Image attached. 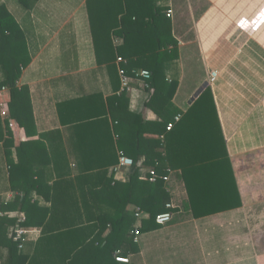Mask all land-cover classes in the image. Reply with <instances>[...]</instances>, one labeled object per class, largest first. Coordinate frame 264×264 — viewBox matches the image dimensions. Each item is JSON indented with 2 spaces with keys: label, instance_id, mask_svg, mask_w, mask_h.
<instances>
[{
  "label": "crops",
  "instance_id": "obj_1",
  "mask_svg": "<svg viewBox=\"0 0 264 264\" xmlns=\"http://www.w3.org/2000/svg\"><path fill=\"white\" fill-rule=\"evenodd\" d=\"M154 6L171 21L167 37L179 42L157 66L150 29L123 31L143 26L125 15L124 0H0V22L12 23L7 40L27 47L13 59L25 64L14 93L0 65V219L8 220L0 229L9 234L12 219L26 218L18 185L24 178L42 185L44 193L31 197L49 214L45 227L28 228L27 253L45 236L89 226V216L109 211L91 191L106 174L128 179L115 172L119 121L165 118L174 127L157 152L171 171L163 183L174 216L142 232L131 264H264V0H154ZM130 65L161 69L158 89L147 91L132 78V91L122 92L120 68ZM218 151L233 178L190 177L205 184L193 185V193L216 207L231 184L241 205L195 218L183 169L218 162ZM137 165L142 179L155 168L145 155ZM149 219L144 212L140 225Z\"/></svg>",
  "mask_w": 264,
  "mask_h": 264
},
{
  "label": "trees",
  "instance_id": "obj_2",
  "mask_svg": "<svg viewBox=\"0 0 264 264\" xmlns=\"http://www.w3.org/2000/svg\"><path fill=\"white\" fill-rule=\"evenodd\" d=\"M124 2L125 15L142 20L143 26L130 25L123 31H140L144 27H148L150 41L154 49L153 62L156 66L160 62H166L165 59L171 57L179 46V42L175 38L167 37L171 32V21L166 14L155 10L154 0H124ZM11 25L10 22H0V65L6 74L4 85L12 90L11 93H14L20 80V74L25 69V64L17 63L13 59L26 54L27 47L24 42L17 45L9 43L5 34L7 30H10ZM169 47L172 49L170 50ZM127 69L131 74V65ZM150 71L153 75L152 87L158 89L157 80L163 72L158 68ZM206 105L205 111L207 112L209 104L206 103ZM146 108L153 109L163 117L151 103H146ZM119 123L116 128L119 136L118 148L124 150L134 160L135 165L123 169L125 176L128 177L126 181L117 180L114 175L108 177L106 174L100 189L91 191L92 195L98 198V203L109 211L102 210L99 215L89 216L86 219L90 223L89 226H79V228L45 236L40 240L33 254L27 253L25 245L28 234L25 239L15 240V230L20 228L29 231L28 228L45 227L49 214L48 211L39 208L31 197L33 191L38 194L44 193L42 185L39 182L30 183L28 179L24 178L18 185L25 192L21 198V209L25 212L26 218L24 221H19V218L12 219L9 224L14 227L9 234L0 229V259H5L8 264H123L116 261V255L130 258V255L139 251L138 243L135 242L132 234L135 227L140 224L135 217L136 209L140 208L143 212L150 214L149 221L140 230L142 234V232L158 226L155 219L157 215L169 211L167 204L171 199L164 187L163 180L151 183L147 179H142L140 167L137 164L140 157L145 155L147 165L154 166L159 175L167 174L168 167L164 164L165 159L157 152V149L163 146L160 139L167 131L168 122L163 118L160 123L145 120L133 126H128L121 121ZM206 126L212 128L211 123ZM147 137H151L150 140L146 139ZM147 146L149 148L146 149ZM216 157L218 159L216 163H205L183 169V177L189 193V204L195 218L230 210L241 205L237 188L234 185L232 190L231 184H228L229 191L226 194L222 193L223 196L215 200V205L219 206L209 207L204 200L195 197L193 185L203 186L205 184L191 183L190 177L211 176L215 173V175L221 174L226 175L227 178H233L230 169L227 168L228 171L224 169L228 163L222 159V166L220 165L219 151ZM216 171L219 173L216 174ZM18 185L14 184V187ZM170 211L174 216V206ZM73 219L75 220L76 216H73ZM7 222V219L1 218L0 227L1 224H7Z\"/></svg>",
  "mask_w": 264,
  "mask_h": 264
},
{
  "label": "built area",
  "instance_id": "obj_3",
  "mask_svg": "<svg viewBox=\"0 0 264 264\" xmlns=\"http://www.w3.org/2000/svg\"><path fill=\"white\" fill-rule=\"evenodd\" d=\"M171 13V11H168V15ZM118 61L124 65L128 64V61L125 60L123 57H119ZM216 72L212 73V81L216 80ZM120 77H121V81H122V92H131L132 91V87H131V79L134 78L136 80H139L142 82V86L143 89L147 90V91H151L153 89L152 87V72L150 70H132V73L129 74V71L126 67H121L120 68ZM181 119V115H178L176 117V121H179ZM174 127L173 123L168 124L167 126V131H171ZM119 137V136H118ZM118 157H119V162L117 167L115 168V172L116 174H119L123 171L124 168L130 167L135 165L134 160L127 155V153L124 150H119L118 152ZM170 170H168V173L170 174ZM169 174H165V175H159V173L156 171L155 168H151L147 171V175L145 176L144 179H147L149 182L151 183H157L160 179L163 180L164 182H168L170 180V175ZM173 208V204L172 203H168L167 204V209H169V211L161 213L159 215H157L155 222L157 225L159 226H164L168 223H170L173 220V214L170 211V209ZM144 215V212L140 209L137 208L136 212H135V217L139 220L142 219ZM142 226L139 224L135 227V229L133 230L132 234L134 235V239L135 242L139 243V238L141 235V230ZM29 233V231L27 230H23L20 228H17L15 230V240H19V239H25V236ZM116 261L119 263H123V264H129L130 260L129 257H124L121 255H116Z\"/></svg>",
  "mask_w": 264,
  "mask_h": 264
},
{
  "label": "rangeland",
  "instance_id": "obj_4",
  "mask_svg": "<svg viewBox=\"0 0 264 264\" xmlns=\"http://www.w3.org/2000/svg\"><path fill=\"white\" fill-rule=\"evenodd\" d=\"M129 260H130V263L129 264H131V259L129 258ZM128 264V263H127Z\"/></svg>",
  "mask_w": 264,
  "mask_h": 264
},
{
  "label": "water",
  "instance_id": "obj_5",
  "mask_svg": "<svg viewBox=\"0 0 264 264\" xmlns=\"http://www.w3.org/2000/svg\"><path fill=\"white\" fill-rule=\"evenodd\" d=\"M200 93V92H199Z\"/></svg>",
  "mask_w": 264,
  "mask_h": 264
}]
</instances>
